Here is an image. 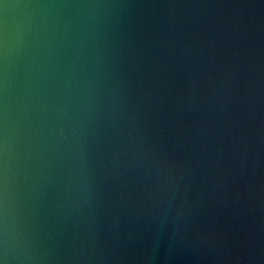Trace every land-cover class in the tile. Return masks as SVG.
Instances as JSON below:
<instances>
[{
	"label": "water",
	"instance_id": "1",
	"mask_svg": "<svg viewBox=\"0 0 264 264\" xmlns=\"http://www.w3.org/2000/svg\"><path fill=\"white\" fill-rule=\"evenodd\" d=\"M0 264H264V0H0Z\"/></svg>",
	"mask_w": 264,
	"mask_h": 264
}]
</instances>
